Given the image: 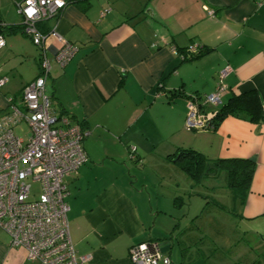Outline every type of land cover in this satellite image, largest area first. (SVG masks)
Wrapping results in <instances>:
<instances>
[{
  "label": "crops",
  "instance_id": "0c3cea01",
  "mask_svg": "<svg viewBox=\"0 0 264 264\" xmlns=\"http://www.w3.org/2000/svg\"><path fill=\"white\" fill-rule=\"evenodd\" d=\"M41 25L77 48L61 66L54 60L59 42L50 34L43 42L51 113L88 131L82 142L86 161L65 177L69 236L76 255L88 257L84 264H130L129 248L140 242H157L171 257L170 234L182 228L174 216L179 188L168 180L163 195L160 186L164 171L182 172L167 159L178 148L197 150L208 161H254L235 218L264 217V123L228 116L215 130L186 126L189 100L213 93L225 65L231 71L222 101L230 93L256 90L264 103V0H90L68 4ZM11 35L3 36L0 48V75L6 77L0 117L9 111L8 99L18 103L40 70L41 49ZM191 45L199 55L185 53ZM214 109L202 108L207 114ZM0 264L38 263L23 248L11 247L0 229Z\"/></svg>",
  "mask_w": 264,
  "mask_h": 264
},
{
  "label": "built area",
  "instance_id": "2783aa9c",
  "mask_svg": "<svg viewBox=\"0 0 264 264\" xmlns=\"http://www.w3.org/2000/svg\"><path fill=\"white\" fill-rule=\"evenodd\" d=\"M70 0H14L21 16L22 32L41 49L39 75L25 85L18 103L9 101V111L0 117V229L9 237L11 247H21L27 258L38 264H84L88 257L76 255L70 240L65 201V177L77 172L86 161L82 146L88 131L70 123L68 117L51 113L50 97L45 93L50 60L43 42L50 34L59 47L54 60L63 66L76 52L75 45L56 31L44 33L40 24L56 17ZM109 11H102L104 15ZM31 12V14H29ZM209 15L212 11L208 12ZM5 45L0 33V48ZM196 45L187 54L198 53ZM174 53H177L173 50ZM231 71L223 66L217 74L213 93L200 101L218 106L228 92L224 82ZM6 77L0 75V87ZM196 100L187 104V128H202L212 113L201 114ZM26 122L29 135L24 140L13 127ZM130 264H170V258L157 242H140L129 248Z\"/></svg>",
  "mask_w": 264,
  "mask_h": 264
},
{
  "label": "rangeland",
  "instance_id": "374dc122",
  "mask_svg": "<svg viewBox=\"0 0 264 264\" xmlns=\"http://www.w3.org/2000/svg\"><path fill=\"white\" fill-rule=\"evenodd\" d=\"M0 18L8 25L20 23L21 16L14 0H0ZM15 34L32 44L28 36L20 32ZM3 36L7 38L12 35L4 31ZM20 41L22 38H17V42ZM13 132L26 139L29 135V128L23 121L13 127ZM164 173L165 181L160 186L163 195H167L168 180L173 182L174 187L178 184L179 191L175 195L180 197V208L174 212L176 221L178 218L182 227L190 223L186 233L179 234L178 237L177 234L182 231L181 228L178 232L172 231L174 233L171 248L172 260L179 264L182 253L187 259L185 264L192 262L218 264L220 260L250 264L248 260L252 258L257 260L262 257L264 254V217L253 222L237 221L235 217L240 209L241 198L239 195L233 196L223 173L217 171L215 175H205L202 182L189 183L191 185L185 182V175L179 170L171 173L164 171ZM213 201L222 207L215 206ZM190 255L194 256V261L189 260L188 262Z\"/></svg>",
  "mask_w": 264,
  "mask_h": 264
},
{
  "label": "trees",
  "instance_id": "16d2710c",
  "mask_svg": "<svg viewBox=\"0 0 264 264\" xmlns=\"http://www.w3.org/2000/svg\"><path fill=\"white\" fill-rule=\"evenodd\" d=\"M86 3L88 4L90 0H70V3ZM1 21V20H0ZM40 29L44 33H48L50 29L44 25L40 26ZM4 31L10 33L20 32L24 34L21 30V24H3L0 22V33L3 34ZM25 35V34H24ZM27 36V35H26ZM32 41V40H31ZM188 48V47H187ZM185 49V53L187 52ZM200 53L192 54V56H197ZM181 57L183 55L179 54ZM191 56V57H192ZM192 100L197 101V106L199 107V112L205 114L202 110L204 104L200 105V98L192 97ZM212 116L205 120L203 129L215 130L221 124V122L228 116H233L235 118L253 123L261 124L264 123V103L261 102L259 93L256 90H249L243 93H230L227 97L212 110ZM130 157L135 159V150L130 148ZM167 159L174 163L187 177L194 183L198 184L202 182L203 178L208 172H213V169L207 170V166L210 164L215 165V171H221L226 179V184L230 189L233 196L239 195L241 198V204L246 200L247 193L250 188L251 178L255 169V162L248 158H226V159H216L214 161H208L199 151L192 148H178L174 153L169 154ZM207 204V202H206ZM213 204L217 207H222L217 202L213 201ZM192 224V223H191ZM195 225V223H194ZM176 226V225H175ZM189 228V227H187ZM186 227H182L177 234L186 233ZM185 230V231H184ZM184 231V232H183ZM178 232V231H177ZM173 241L174 233L170 234ZM262 236V234H261ZM176 239V237H175ZM197 250V249H195ZM184 252V251H183ZM166 254V253H165ZM167 255V254H166ZM169 256V255H168ZM184 257V253L181 255V260ZM170 258V256H169ZM191 261H194V256ZM170 258V264H171ZM183 263V260L180 262ZM228 264H241V262H228ZM250 264H264V254L259 259H254Z\"/></svg>",
  "mask_w": 264,
  "mask_h": 264
},
{
  "label": "water",
  "instance_id": "95a60500",
  "mask_svg": "<svg viewBox=\"0 0 264 264\" xmlns=\"http://www.w3.org/2000/svg\"><path fill=\"white\" fill-rule=\"evenodd\" d=\"M216 167H215V165H213V164H210V165H208L207 166V170H209V169H215ZM207 174H213V173H209L208 171H207ZM163 251V250H162Z\"/></svg>",
  "mask_w": 264,
  "mask_h": 264
},
{
  "label": "snow or ice",
  "instance_id": "6c2138e0",
  "mask_svg": "<svg viewBox=\"0 0 264 264\" xmlns=\"http://www.w3.org/2000/svg\"><path fill=\"white\" fill-rule=\"evenodd\" d=\"M29 14H31V12H29Z\"/></svg>",
  "mask_w": 264,
  "mask_h": 264
}]
</instances>
